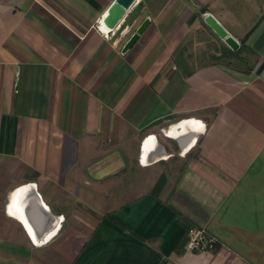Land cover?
<instances>
[{"label": "crops", "instance_id": "0c3cea01", "mask_svg": "<svg viewBox=\"0 0 264 264\" xmlns=\"http://www.w3.org/2000/svg\"><path fill=\"white\" fill-rule=\"evenodd\" d=\"M114 1L0 0V264H264V0H136L107 38Z\"/></svg>", "mask_w": 264, "mask_h": 264}, {"label": "water", "instance_id": "95a60500", "mask_svg": "<svg viewBox=\"0 0 264 264\" xmlns=\"http://www.w3.org/2000/svg\"><path fill=\"white\" fill-rule=\"evenodd\" d=\"M136 0H115L111 7L108 10V13L104 16V23L108 28L115 29L117 28L127 10L134 4ZM205 22L214 30V32L224 40V42L233 50L238 51L240 49V42L237 38L229 33V31L221 24V22L211 13H207L205 16ZM150 23V19L146 18L142 24L137 28L133 35L129 38L126 44L123 46V52L128 51L138 40L140 35L144 32L147 26ZM170 136V135H169ZM152 155L146 151V162H151ZM26 188L23 190V194L18 199L16 206L14 207V212L16 216L22 219L24 222L28 223L30 227V232L35 236L37 235L34 230V227L29 223V218L26 213L23 212V200ZM37 193V192H36ZM38 195V194H36ZM40 197V195H38ZM43 203V202H42ZM44 204V203H43ZM25 214V215H24ZM28 219V220H27ZM28 221V222H27ZM32 227V228H31Z\"/></svg>", "mask_w": 264, "mask_h": 264}, {"label": "built area", "instance_id": "2783aa9c", "mask_svg": "<svg viewBox=\"0 0 264 264\" xmlns=\"http://www.w3.org/2000/svg\"><path fill=\"white\" fill-rule=\"evenodd\" d=\"M97 23H98L97 27L105 34L107 38L116 35L117 28L111 29L107 27L108 29L104 30L105 27L104 17L98 20ZM196 122L197 121H194L192 123H196ZM176 127H178V125ZM163 131L165 134L169 135V132L166 133L165 129H163ZM154 141H155L154 136L152 134L146 136L143 139L142 153L140 155V161L143 164L146 163V151L151 146H153ZM8 210L9 212H11L9 205H8ZM216 245H217L216 237L210 234L205 227L201 225H197L195 223H188L183 241V246L186 250L200 252V251L212 250L216 247Z\"/></svg>", "mask_w": 264, "mask_h": 264}, {"label": "rangeland", "instance_id": "374dc122", "mask_svg": "<svg viewBox=\"0 0 264 264\" xmlns=\"http://www.w3.org/2000/svg\"><path fill=\"white\" fill-rule=\"evenodd\" d=\"M202 40L204 41L203 49L207 53L209 52V53L216 54V52H218L219 54L226 55L225 58L228 57L229 59H232L235 63L245 62L240 57L232 56L233 50L230 49L226 43H224L223 41H220V39H218V37H216V35L213 34L212 32L209 31V32L203 33ZM246 51L247 49L245 48V45H244L240 47L237 53L241 54L242 52V54H244L248 58V54L247 53L245 54ZM229 54L232 57H230ZM252 63L253 61L251 60V64Z\"/></svg>", "mask_w": 264, "mask_h": 264}, {"label": "bare ground", "instance_id": "6f19581e", "mask_svg": "<svg viewBox=\"0 0 264 264\" xmlns=\"http://www.w3.org/2000/svg\"><path fill=\"white\" fill-rule=\"evenodd\" d=\"M108 28H107V26L105 25V27H104V30H107ZM183 124L181 123H179L178 124V127H174V130H172V132L170 133L171 134V136L173 135H175L176 133H179V132H181L182 130H184L185 128H186V125H183ZM173 128V127H172ZM171 129V128H170ZM171 130H169V132H170ZM169 134V135H170ZM190 134H191V132H190ZM189 134V135H190ZM22 192V188H20V189H18V190H16L14 193H13V196H12V199L14 200V202L17 200V198L19 199V197H18V195L20 194ZM22 194H23V192H22ZM10 203H12V202H10ZM10 210H11V208H10ZM12 213H13V211H12Z\"/></svg>", "mask_w": 264, "mask_h": 264}, {"label": "trees", "instance_id": "16d2710c", "mask_svg": "<svg viewBox=\"0 0 264 264\" xmlns=\"http://www.w3.org/2000/svg\"><path fill=\"white\" fill-rule=\"evenodd\" d=\"M236 54H238V53L236 52Z\"/></svg>", "mask_w": 264, "mask_h": 264}]
</instances>
